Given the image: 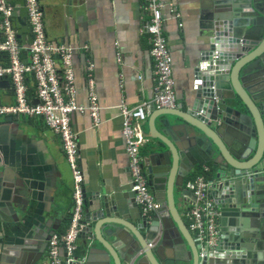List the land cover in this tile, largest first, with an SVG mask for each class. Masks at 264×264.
Segmentation results:
<instances>
[{
	"label": "water",
	"instance_id": "1",
	"mask_svg": "<svg viewBox=\"0 0 264 264\" xmlns=\"http://www.w3.org/2000/svg\"><path fill=\"white\" fill-rule=\"evenodd\" d=\"M12 1L20 6L14 19L19 14L28 17L26 1ZM211 17L216 18V27L210 48L190 56L194 94L189 108L178 105L155 117L161 134L152 137L150 164L144 165L147 184L159 205L154 215H142L132 188L122 195L116 192L115 197L96 193L94 210H85V229L79 238L81 254L88 252L87 258L77 254L67 261L64 253L61 264H111L112 258L118 264L114 251L122 264H166L168 259L171 264H264V233L260 232H264V0H225ZM28 27L19 38L32 44ZM187 142L200 146L199 162L210 164L216 205L233 219L232 234H221L212 247L194 239L174 198L175 188L183 187L186 177ZM15 194L16 200L7 191L5 199L0 197V225L6 228L13 220L17 233L33 232L34 242L10 249L3 231L0 264H52L47 249L61 228L52 218L43 227L36 225L38 218L29 208L31 196L26 200L21 189H15ZM115 218H124L133 228ZM96 252L100 260L91 256Z\"/></svg>",
	"mask_w": 264,
	"mask_h": 264
},
{
	"label": "crops",
	"instance_id": "2",
	"mask_svg": "<svg viewBox=\"0 0 264 264\" xmlns=\"http://www.w3.org/2000/svg\"><path fill=\"white\" fill-rule=\"evenodd\" d=\"M164 1V30L175 61L178 105L186 110L194 94L190 56L200 49L210 48L216 27V18L211 15L219 13L220 5L225 0ZM42 4L52 41L89 48L88 52L78 51L75 56L80 104H88L84 70L87 60H91L95 66V91L102 107L101 121L95 125L88 113L72 115V127L79 139L85 210L91 212L94 210L92 203L96 193L105 192L113 196L118 192L122 195L132 186L125 119L120 109L122 104H127L130 109L139 105L149 107V118L141 125L146 138L142 149L146 166L150 164L152 137L161 134L155 127V117L163 112L154 106L157 94L156 64L151 54L149 35L145 31L151 16L143 10L142 0H43ZM15 23L19 31L25 32L29 28L28 17L22 14H19ZM7 63V56H4L0 64ZM14 104L16 98L11 80L0 78V105ZM158 129L163 130L161 126ZM187 143L190 145L183 156L186 177H183V187L175 188L177 194L174 198L188 224L186 214L194 196L188 192L187 184L199 176L211 179V167L209 163L200 164L202 151L198 143ZM207 167L210 168L208 172L205 171ZM174 177L178 178L176 172ZM179 180L182 182V179ZM7 183L11 187L6 188ZM15 189H21L27 196L26 200L31 196L29 208L32 217L37 216L39 219L36 225L43 227L48 218H52L61 228L60 233L64 232L73 209L74 175L65 156L61 137L42 118L0 116V197L4 198L7 191L12 199H18ZM182 190L187 191V194L183 196ZM22 215V218H26L25 213ZM114 220L133 228L124 218ZM91 224L95 225V222ZM17 230L13 220L6 228L0 225V239L4 231L6 247L13 249L16 248L15 244L34 242L33 232L17 233ZM219 231L220 236L234 231L230 214L225 216V213H221ZM247 231L251 232L252 229ZM100 237L105 241L102 235ZM82 242V239L77 240L76 255L79 254L85 260L88 252L81 254ZM99 247L103 248L101 243ZM114 253L118 264H122L117 253ZM91 256L100 260L97 252ZM166 262L172 263L170 259ZM111 264H115L113 258Z\"/></svg>",
	"mask_w": 264,
	"mask_h": 264
},
{
	"label": "built area",
	"instance_id": "3",
	"mask_svg": "<svg viewBox=\"0 0 264 264\" xmlns=\"http://www.w3.org/2000/svg\"><path fill=\"white\" fill-rule=\"evenodd\" d=\"M33 43L19 38L14 13L20 6L12 0H0V55L8 63L0 64V78H9L13 85L16 104L0 105V116H29L42 118L63 141L64 153L74 175L73 209L64 232L57 233L49 243L48 258L52 264H61L64 253L72 261L78 250L77 240L85 229V203L83 172L80 168L79 139L72 127V115L88 113L94 124L101 121V105L95 91L94 70L91 60L84 67L88 89V104L78 102L75 56L78 51L88 52V47L59 44L49 38L43 0H25ZM164 0H142V7L150 14L145 31L152 45L155 61L157 94L154 106L159 110H175L178 106L174 57L164 30ZM23 54H26L24 57ZM217 56V55H215ZM38 102V103H36ZM125 119L127 153L130 157L132 192L143 216L152 217L158 204L144 175L146 158L142 149L146 138L141 125L149 118V107L139 105L130 109L122 104ZM209 167L205 168L208 172ZM214 182L199 176L187 184L193 192L191 207L186 214L188 228L194 239L209 247L220 237L221 210L212 196Z\"/></svg>",
	"mask_w": 264,
	"mask_h": 264
},
{
	"label": "clouds",
	"instance_id": "4",
	"mask_svg": "<svg viewBox=\"0 0 264 264\" xmlns=\"http://www.w3.org/2000/svg\"><path fill=\"white\" fill-rule=\"evenodd\" d=\"M19 11V10H18ZM17 12V11H16ZM29 22V21H28ZM16 26V25H15ZM30 26V25H29ZM17 27V26H16ZM19 30V29H18ZM19 33H20V31H19ZM20 35V34H19ZM22 40V39H21ZM23 41V40H22ZM24 43H26V42H24ZM1 56V55H0ZM2 57H4V56H2ZM1 60V59H0ZM131 188H132V186H131ZM132 190V189H131ZM151 191V190H150ZM153 194V193H152ZM154 215V214H153ZM188 225V224H187Z\"/></svg>",
	"mask_w": 264,
	"mask_h": 264
},
{
	"label": "flooded vegetation",
	"instance_id": "5",
	"mask_svg": "<svg viewBox=\"0 0 264 264\" xmlns=\"http://www.w3.org/2000/svg\"><path fill=\"white\" fill-rule=\"evenodd\" d=\"M47 245V243L45 244V246ZM47 250H49V247H48V249Z\"/></svg>",
	"mask_w": 264,
	"mask_h": 264
},
{
	"label": "trees",
	"instance_id": "6",
	"mask_svg": "<svg viewBox=\"0 0 264 264\" xmlns=\"http://www.w3.org/2000/svg\"><path fill=\"white\" fill-rule=\"evenodd\" d=\"M65 231V230H64Z\"/></svg>",
	"mask_w": 264,
	"mask_h": 264
}]
</instances>
